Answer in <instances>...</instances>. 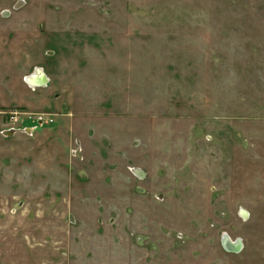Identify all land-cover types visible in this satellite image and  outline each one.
I'll use <instances>...</instances> for the list:
<instances>
[{"label": "rangeland", "instance_id": "obj_1", "mask_svg": "<svg viewBox=\"0 0 264 264\" xmlns=\"http://www.w3.org/2000/svg\"><path fill=\"white\" fill-rule=\"evenodd\" d=\"M0 264H264V0H0Z\"/></svg>", "mask_w": 264, "mask_h": 264}, {"label": "water", "instance_id": "obj_2", "mask_svg": "<svg viewBox=\"0 0 264 264\" xmlns=\"http://www.w3.org/2000/svg\"><path fill=\"white\" fill-rule=\"evenodd\" d=\"M244 216H246L245 213ZM222 244L224 248L229 252H239L243 248L242 241L240 239H237L236 241H232L226 234H224L223 236Z\"/></svg>", "mask_w": 264, "mask_h": 264}, {"label": "bare ground", "instance_id": "obj_3", "mask_svg": "<svg viewBox=\"0 0 264 264\" xmlns=\"http://www.w3.org/2000/svg\"><path fill=\"white\" fill-rule=\"evenodd\" d=\"M28 84L33 87H42L47 82L45 74L42 70H37L35 74L27 78Z\"/></svg>", "mask_w": 264, "mask_h": 264}, {"label": "built area", "instance_id": "obj_4", "mask_svg": "<svg viewBox=\"0 0 264 264\" xmlns=\"http://www.w3.org/2000/svg\"><path fill=\"white\" fill-rule=\"evenodd\" d=\"M26 79H27V77H26ZM26 81H27V80H26ZM27 83H28V81H27ZM29 85H30V84H29ZM40 121H41V122L43 121V118H42V117L39 118V122H40ZM41 122H40V123H41Z\"/></svg>", "mask_w": 264, "mask_h": 264}]
</instances>
